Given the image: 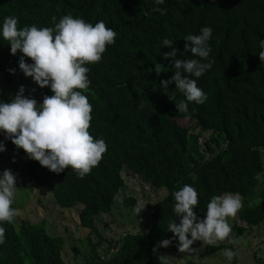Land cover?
<instances>
[{"label": "trees", "instance_id": "trees-1", "mask_svg": "<svg viewBox=\"0 0 264 264\" xmlns=\"http://www.w3.org/2000/svg\"><path fill=\"white\" fill-rule=\"evenodd\" d=\"M154 7V0H0V30L8 16L17 18L22 29L54 28L53 17L58 23L71 15L93 25L103 21L116 32L102 60L86 65L90 85L83 94L93 109L89 131L107 144L101 162L81 179L71 169L56 174L24 157L31 182L47 187L62 210H79V226L100 235L97 244L88 238L74 247L79 254L85 244L83 264H160L153 248L163 239L172 243L160 248V255L179 252L178 238L167 229L170 221L180 222L173 193L185 184L198 192L199 219L213 196L239 193L245 203L237 219L229 221L230 236L208 246L206 254L225 249L248 229L264 224V64L258 56L259 41L264 40V0H164L159 7L167 9L165 15ZM204 27L213 30L208 57L212 67L192 78L207 99L188 103L189 120L196 126L185 128L178 122L184 114L175 106L185 97L174 82L162 87L174 76L173 61L164 59L172 49L163 48L162 41H173L177 58L199 59L184 53V37L199 35ZM6 43L0 34V74L12 85L15 74L9 69L19 70L23 54L13 56ZM156 64L162 65L159 75ZM41 92L53 94L50 88ZM0 102H9L1 88ZM125 168L166 195L150 207L147 227L112 245L98 232L96 219L115 213ZM23 224H0L6 230L0 264H67L63 237L51 235L43 224ZM103 241L109 245L102 253L98 249Z\"/></svg>", "mask_w": 264, "mask_h": 264}, {"label": "clouds", "instance_id": "clouds-1", "mask_svg": "<svg viewBox=\"0 0 264 264\" xmlns=\"http://www.w3.org/2000/svg\"><path fill=\"white\" fill-rule=\"evenodd\" d=\"M154 3V12L167 13V9L159 7L164 0H154ZM55 19L53 17L54 28L32 25L21 29L18 19L12 16L3 21L0 34L10 45L11 54H23L19 60L20 70L40 88H50L53 94L45 95L43 102L38 104L36 99L25 96L26 90L21 86L11 102H0V133L17 149H22L29 159L51 172L60 174L71 169L83 179L98 166L107 152L106 142L95 139L89 131L93 109L83 94L90 85L86 65L102 60L107 47L115 43L116 32L103 21L93 25L71 15H65L58 23ZM212 31L210 27H204L199 35L184 37V53L190 52L199 59L177 58L179 50L173 46V41L167 38L162 41L163 48L172 49L164 53V59L172 60L174 65L172 80L163 81L162 87L167 89L170 83L176 84L185 99L175 106L185 119L191 118L189 102L203 104L207 99L192 77L200 78L212 67V61L208 60ZM259 46L262 50L258 56L264 64V40L259 41ZM25 58L32 63H27ZM161 68L162 65L156 64L154 71L157 75L162 72ZM9 71L15 74L13 69ZM5 151L3 142H0V152ZM16 192L15 175L11 170L3 171L0 174V224L14 223L20 215V210L12 207ZM173 196L174 213L180 222L170 221L167 231L178 238L180 253L192 250L197 241L215 245L226 240L232 231L229 218L235 217L242 207L239 193L213 196L206 206L205 217L199 219L195 211L198 192L194 187L185 184ZM145 207L142 209L137 205L133 211L140 215ZM5 231L0 227V244L5 242ZM171 243V240L163 239L153 248L160 264H169L171 257L160 255L159 249L168 248ZM223 255L231 260L236 253L225 249Z\"/></svg>", "mask_w": 264, "mask_h": 264}, {"label": "rangeland", "instance_id": "rangeland-1", "mask_svg": "<svg viewBox=\"0 0 264 264\" xmlns=\"http://www.w3.org/2000/svg\"><path fill=\"white\" fill-rule=\"evenodd\" d=\"M3 79V75L0 74V88L5 90L9 102L21 86L26 90V97L36 99L38 104L43 102L44 95L39 85L32 78L26 77L20 68L15 72L14 84H8ZM33 90L35 91L33 92ZM178 122L185 128L196 126V122L189 119L178 120ZM197 131L199 130L197 129ZM206 139L207 134L201 138V143ZM0 142H3L6 148L5 152H0V174L5 170H11L16 177L17 192L14 204L16 209L20 210V215L15 218V222L21 226L26 221L43 224L48 233L63 237L67 242L63 251L65 262L67 264H83L86 252L85 244L80 248L79 254L75 252L74 247L82 245L83 240L87 243L86 239L88 238L93 244H97L101 240L100 235L79 226V210H62L55 204L47 187L31 182L25 173L24 157L26 153L22 149H17L10 140L5 138L3 133H0ZM122 175L125 186L117 196L115 213L105 217L99 216L96 219L98 232L107 241H113L112 245H115L125 234L137 233L147 227L150 207L166 195L165 190L157 191L131 170L125 168ZM130 198L134 199L136 203H130ZM241 203L243 207L245 204L243 199H241ZM137 205L142 209L146 206L140 215L133 211ZM235 219H237V215L229 218V221ZM219 243L204 245L197 241L193 244V249L188 252L169 254L168 256L171 257L169 262L172 264H264V224L258 228L248 229L242 238L228 243V247L225 249L236 253L231 260L223 255L225 249L215 254L205 253L208 246H217ZM108 245L103 241V245L99 247L98 251L105 252Z\"/></svg>", "mask_w": 264, "mask_h": 264}]
</instances>
